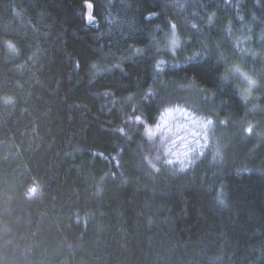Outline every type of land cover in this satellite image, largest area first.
Segmentation results:
<instances>
[{"label": "trees", "instance_id": "1", "mask_svg": "<svg viewBox=\"0 0 264 264\" xmlns=\"http://www.w3.org/2000/svg\"><path fill=\"white\" fill-rule=\"evenodd\" d=\"M5 95L0 264H264V0H0ZM174 103L214 121L184 160Z\"/></svg>", "mask_w": 264, "mask_h": 264}, {"label": "rangeland", "instance_id": "2", "mask_svg": "<svg viewBox=\"0 0 264 264\" xmlns=\"http://www.w3.org/2000/svg\"><path fill=\"white\" fill-rule=\"evenodd\" d=\"M90 7L91 4L87 3V8ZM87 19H90L89 15ZM172 31L173 29L170 35ZM178 104L166 106L158 123L146 126L145 133L149 138L166 144L168 151H174L175 157L184 160L202 149L205 150L209 126H206L205 120L195 109H186Z\"/></svg>", "mask_w": 264, "mask_h": 264}, {"label": "clouds", "instance_id": "3", "mask_svg": "<svg viewBox=\"0 0 264 264\" xmlns=\"http://www.w3.org/2000/svg\"><path fill=\"white\" fill-rule=\"evenodd\" d=\"M195 27V25H193ZM183 38L180 36V34L175 30V26L173 25V31L171 35L168 38V50L172 52L173 55H175L176 50L179 49L182 45ZM18 53V50H15ZM164 60L161 59L158 62L159 64H163ZM230 71L233 74H238L240 77L243 78V80L246 81V85L243 87L241 95L245 100L249 99L253 95V88L257 87L259 85L258 79H256L254 76H252L240 63L235 62L229 65ZM0 103H3L5 105H14L15 104V97L10 95L0 96ZM205 120L206 126H211L214 121L212 117H206L202 118Z\"/></svg>", "mask_w": 264, "mask_h": 264}]
</instances>
